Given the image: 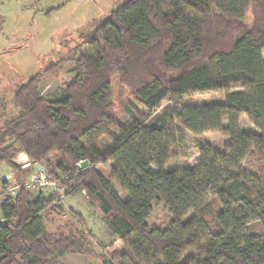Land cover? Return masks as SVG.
I'll return each instance as SVG.
<instances>
[{
  "label": "trees",
  "instance_id": "trees-1",
  "mask_svg": "<svg viewBox=\"0 0 264 264\" xmlns=\"http://www.w3.org/2000/svg\"><path fill=\"white\" fill-rule=\"evenodd\" d=\"M78 38L67 60L75 76L59 98L40 96V74L14 91L17 112L0 124V194L2 166L18 183L32 173L15 163L24 153L32 165L53 162V171L68 177L61 185L69 193L84 191L111 233L128 240L119 264H188L181 263L186 252L202 257L196 264H264V235L245 233L254 221L264 227V0H127ZM85 47L96 49L95 59L82 53ZM113 78L144 108L146 120L164 103L168 112L149 126L120 127ZM204 94L222 102L192 101ZM243 117L256 134L240 131ZM169 123L229 142L220 150L201 145L196 168L166 171ZM113 128L118 137L102 152L100 140ZM249 160L252 172L241 167ZM81 161L89 166L78 168ZM110 164L108 179L95 170ZM154 203L167 210V226L146 223ZM49 208L61 213L53 199L30 202L24 188L0 206L6 222L0 224V264H59L64 254L86 253L82 234L45 231L39 215ZM199 224L206 241L195 233Z\"/></svg>",
  "mask_w": 264,
  "mask_h": 264
},
{
  "label": "rangeland",
  "instance_id": "rangeland-1",
  "mask_svg": "<svg viewBox=\"0 0 264 264\" xmlns=\"http://www.w3.org/2000/svg\"><path fill=\"white\" fill-rule=\"evenodd\" d=\"M126 1L0 0V124L17 112L12 103L14 91L36 74L41 75L38 85L40 96L48 101L59 98L65 82L75 76L72 72L74 62L67 60L80 43L78 37L90 31L93 25L107 18L111 12H119ZM164 2L168 4L170 0H164ZM244 23L250 26L251 18L247 16ZM82 53L95 59L96 49L85 47L82 48ZM52 65H57V69L45 74ZM118 83V78L112 79L113 101L120 127L126 128L138 123L149 126L168 112L169 104L164 103L153 117L146 120L144 108L127 92L123 93ZM192 101L195 104L211 106L221 103L222 98L217 94H204L195 96ZM239 128L245 134L257 133L245 117L240 119ZM167 129H169L171 148L170 160L165 166L166 171L177 168H196L200 163L201 145H209L220 150L229 142L218 133L192 135L184 131L177 123H169ZM117 137V128H113L100 140L99 149L102 152L108 150ZM29 162L24 153L18 155L15 160L16 164L25 165L24 168L21 167L22 169L30 167L34 172L35 165ZM49 164L50 168H53V162ZM111 166V164L97 166L95 170L108 179ZM241 167L247 172L255 170L252 160L245 161ZM1 178L7 186L17 183L15 175L6 166L1 167ZM113 187L119 198L125 201L127 196L120 187L115 184ZM1 194V201H5V194ZM39 196L52 199L51 193L42 187H35L28 191L30 202ZM57 204L61 213L49 208L39 215L45 231L48 234L64 233L76 236L82 234L86 248L85 254H64L59 258V264H119L117 257L124 253L128 240H120L111 233L107 222L84 191L68 193ZM214 211L218 213L217 205L214 206ZM168 222L167 210L161 203H154L146 223L165 227ZM5 223L0 218V224ZM209 228L214 232L213 225H209ZM204 229L202 224L194 227L200 241H206L208 238L204 237ZM245 233L258 238L264 235V227L260 222L254 221L245 226ZM137 249H139L138 245ZM200 260L202 257L193 252H186L181 263L196 264ZM145 261H151L150 254L146 256Z\"/></svg>",
  "mask_w": 264,
  "mask_h": 264
},
{
  "label": "built area",
  "instance_id": "built-area-1",
  "mask_svg": "<svg viewBox=\"0 0 264 264\" xmlns=\"http://www.w3.org/2000/svg\"><path fill=\"white\" fill-rule=\"evenodd\" d=\"M81 163L82 161L79 162L78 165ZM34 167V172H32L22 183L17 182L10 186H7L6 184L1 194H5V201L8 199L12 200L22 188L29 191L35 187H42L44 190L51 193V198L57 203L69 193V191L61 185V181L66 180L68 177L60 175L57 171H53L48 164L35 165ZM5 201H1L0 199V206Z\"/></svg>",
  "mask_w": 264,
  "mask_h": 264
},
{
  "label": "water",
  "instance_id": "water-1",
  "mask_svg": "<svg viewBox=\"0 0 264 264\" xmlns=\"http://www.w3.org/2000/svg\"><path fill=\"white\" fill-rule=\"evenodd\" d=\"M87 166H89V163L87 161H84V162H82L81 164L78 165V168H85Z\"/></svg>",
  "mask_w": 264,
  "mask_h": 264
},
{
  "label": "crops",
  "instance_id": "crops-1",
  "mask_svg": "<svg viewBox=\"0 0 264 264\" xmlns=\"http://www.w3.org/2000/svg\"><path fill=\"white\" fill-rule=\"evenodd\" d=\"M20 154H21V153H20ZM20 154H19V155H20ZM20 166H21L22 168H24L25 165L21 164Z\"/></svg>",
  "mask_w": 264,
  "mask_h": 264
}]
</instances>
